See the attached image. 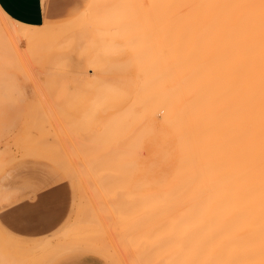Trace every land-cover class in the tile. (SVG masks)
<instances>
[{
  "label": "bare ground",
  "instance_id": "bare-ground-1",
  "mask_svg": "<svg viewBox=\"0 0 264 264\" xmlns=\"http://www.w3.org/2000/svg\"><path fill=\"white\" fill-rule=\"evenodd\" d=\"M138 1L127 20L136 26L128 38L136 84L114 127L140 134L147 154L136 173L131 139L104 144L95 156L81 154L85 177L87 169H99L97 183L112 176L117 191L105 187L111 199L104 189L98 192L104 211L89 213L101 217L105 231L94 218L97 228L67 237L55 256L85 249L116 264L111 253H120V240L102 218L112 205L107 216L133 222L129 239L121 238L124 252L138 253L143 262L150 254L164 264H262L264 0ZM113 153L128 158L117 160ZM23 155L50 159L75 179L74 161L61 148L27 147ZM104 234L114 241L107 243Z\"/></svg>",
  "mask_w": 264,
  "mask_h": 264
},
{
  "label": "rangeland",
  "instance_id": "rangeland-1",
  "mask_svg": "<svg viewBox=\"0 0 264 264\" xmlns=\"http://www.w3.org/2000/svg\"><path fill=\"white\" fill-rule=\"evenodd\" d=\"M132 1L89 0L76 18L55 26L25 25L12 20L0 9V210L5 197L9 198V192H13L15 199L36 200L41 192L48 191V199L55 202L60 213L58 226L49 234L38 237L21 236L0 221V264H54L55 259L77 252L93 254L104 264H114L89 250L74 249L55 256V249L58 248V253L63 251L66 246L62 243L64 239L69 241L67 237L75 232L89 229L95 218V214H89L90 210L104 211L98 207V192L103 189L106 193L108 189L117 191L114 183L112 187L109 182L110 178L113 179L112 174L109 180L108 175L101 176L107 179L104 185L97 183L99 169L97 173L87 169L91 176L89 178L87 174L85 177L86 169L82 165L86 164V159L81 154L95 156L104 144L131 139L127 143L136 156L130 165L133 173L139 170L138 164L147 154L141 145L140 134H134L130 129L117 131L114 127L124 113L122 108L126 95L136 84L137 70L131 59L129 42L132 40L130 30L134 32L136 26L132 29L135 24L127 20L129 8L138 0ZM38 145L54 146L69 153L75 164V179L70 180L50 159L21 156L24 148ZM113 156L122 161L128 158L127 154L121 153H113ZM110 161L112 163L113 158ZM26 192H30V196ZM108 193V197L113 198V193ZM113 208L111 205L108 212L111 213ZM107 214L102 218L107 217L105 222L107 220L110 224L106 223L111 235H117L115 241L120 240V253H111V257L118 258L116 264H149L148 260H151L150 264H164L165 261H153L147 253L150 259L143 262L136 257L138 253L133 256L130 249L124 252L128 247L121 245L129 239L132 219L126 218L129 223L116 216L115 221ZM97 218L101 217L95 218L98 230L104 232L99 227L102 220ZM123 222L129 223L128 226ZM123 226L128 231L126 234ZM96 235L99 237L100 233ZM106 236L104 234L103 238L110 244L113 238L109 236L108 242ZM123 237L126 241L121 240ZM138 258L141 260L136 262Z\"/></svg>",
  "mask_w": 264,
  "mask_h": 264
},
{
  "label": "crops",
  "instance_id": "crops-1",
  "mask_svg": "<svg viewBox=\"0 0 264 264\" xmlns=\"http://www.w3.org/2000/svg\"><path fill=\"white\" fill-rule=\"evenodd\" d=\"M88 2L89 0H0V9L12 20L25 25L55 26L76 18ZM49 193L41 192L39 198L31 200L15 199L12 197L13 192H9V198L5 197V204L0 210L1 223L21 236L38 237L49 234L60 222L59 208L48 199ZM26 195L30 196V192H26ZM54 264L104 263L93 254L77 252L55 259Z\"/></svg>",
  "mask_w": 264,
  "mask_h": 264
}]
</instances>
